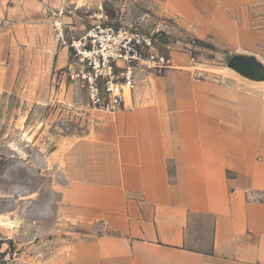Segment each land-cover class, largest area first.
<instances>
[{
  "label": "crops",
  "instance_id": "crops-1",
  "mask_svg": "<svg viewBox=\"0 0 264 264\" xmlns=\"http://www.w3.org/2000/svg\"><path fill=\"white\" fill-rule=\"evenodd\" d=\"M89 1L0 0V94L60 70L68 45L53 23L77 24ZM151 1L194 38L264 64V0ZM128 98L93 115L62 191L71 220L102 233L45 264H264V86L176 56Z\"/></svg>",
  "mask_w": 264,
  "mask_h": 264
},
{
  "label": "rangeland",
  "instance_id": "rangeland-1",
  "mask_svg": "<svg viewBox=\"0 0 264 264\" xmlns=\"http://www.w3.org/2000/svg\"><path fill=\"white\" fill-rule=\"evenodd\" d=\"M74 14L77 24L53 23L61 34L58 38L54 28L57 39L68 45L60 70L29 92L0 94V264H45L74 241L102 233L98 223L72 221L62 199L68 171L75 166L72 147L95 123L93 115L113 114L90 108L81 78L87 65L76 55V49L88 47L84 36L94 25L136 30L151 36L155 49L170 60L188 57L204 74L227 73L247 81L227 68L233 54L194 38L159 3L90 0ZM149 75L161 74L137 68L136 86Z\"/></svg>",
  "mask_w": 264,
  "mask_h": 264
},
{
  "label": "built area",
  "instance_id": "built-area-1",
  "mask_svg": "<svg viewBox=\"0 0 264 264\" xmlns=\"http://www.w3.org/2000/svg\"><path fill=\"white\" fill-rule=\"evenodd\" d=\"M54 28L59 38L57 23ZM84 40L88 47L76 49V55L87 65L81 78L93 110L115 113L123 108L126 97L136 89L137 68L162 74L171 66L170 58L155 49L151 36L130 28L94 25Z\"/></svg>",
  "mask_w": 264,
  "mask_h": 264
},
{
  "label": "water",
  "instance_id": "water-1",
  "mask_svg": "<svg viewBox=\"0 0 264 264\" xmlns=\"http://www.w3.org/2000/svg\"><path fill=\"white\" fill-rule=\"evenodd\" d=\"M227 68L247 81L264 82V65L252 55L233 54L227 61Z\"/></svg>",
  "mask_w": 264,
  "mask_h": 264
}]
</instances>
